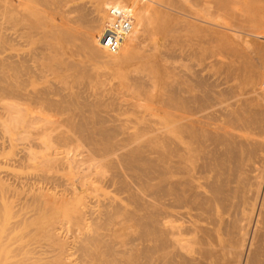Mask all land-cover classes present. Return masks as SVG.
<instances>
[{
    "label": "bare ground",
    "instance_id": "1",
    "mask_svg": "<svg viewBox=\"0 0 264 264\" xmlns=\"http://www.w3.org/2000/svg\"><path fill=\"white\" fill-rule=\"evenodd\" d=\"M70 1L0 0V264H264V0Z\"/></svg>",
    "mask_w": 264,
    "mask_h": 264
},
{
    "label": "rangeland",
    "instance_id": "2",
    "mask_svg": "<svg viewBox=\"0 0 264 264\" xmlns=\"http://www.w3.org/2000/svg\"><path fill=\"white\" fill-rule=\"evenodd\" d=\"M75 1V0H74ZM74 1H70V3H69V5H71V4H73L74 5ZM85 1H87V0H85ZM89 2H90V4L91 3H93V5L95 6V8L97 7L98 9H103V11H106L107 12V9H108V6H106L107 4L106 3H110L112 0H110V2H108V0H88ZM107 1V2H106ZM114 1V0H113ZM111 2V5H112V3H117V2ZM117 1V0H116ZM120 0H118V2H119ZM124 1V0H123ZM121 2L120 3V5H122L123 6V3L124 2ZM76 2V1H75ZM77 2H79V0L77 1ZM76 2V3H77ZM106 2V3H105ZM76 3H75V5H76ZM105 5V6H104ZM110 6V5H109ZM118 6H119V3H118ZM105 7H106V9H105ZM72 9V8H71ZM70 9V10H71ZM105 9V10H104ZM75 9L73 8V11H74ZM70 11L69 12V17H71V19H72V17H74L75 18V16L76 15H78V13H77V10L76 11ZM138 12H140V13H138ZM142 11H136V13H138V14H134V12L132 13V15L131 16H133V17H131V19L133 20L132 21V23L134 22L135 24H140V23H142V21L141 20H145L146 18H147V16L145 15V14H151V15H154V13H151V12H148L147 13V11H144V13L142 12ZM146 12V13H145ZM170 12V11H169ZM77 13V14H76ZM171 13H173V12H171ZM107 14V13H106ZM105 13H104V17H105V15H106ZM142 14H144L143 16H145V19L143 18V16H142V18L143 19H140L141 17V15ZM148 14V16H150ZM140 15V16H139ZM158 14H156V16H157ZM135 16V17H134ZM156 16L154 17V18H152L153 16H150L152 19L151 20H148L149 18H147L146 20L148 21V24H149V21H150V25H148V27H147V29L148 30H146V32H144L143 31V33H144V35L146 34L147 36H149L150 37V39H152V41H155V42H157L156 44L158 45H156L155 44V42H154V44H155V47L157 46V47H159V45H160V43L163 41V39L166 37L167 38V35H166V31L168 30V28H169V26H168V24L167 23H165L164 22V20L163 19H161L162 21H160V19L159 18H156ZM137 17H140V18H137ZM157 17H161L160 15L159 16H157ZM73 18V19H74ZM106 18V20L108 19V16H106L105 17ZM158 19V20H156V19ZM155 19V22H153L152 24H151V22H152V20H154ZM170 25V24H169ZM172 25V24H171ZM102 28V27H101ZM165 38V39H166ZM159 43V44H158ZM106 48H104V50H105ZM156 49V48H155ZM158 50V49H157ZM157 50H155L156 52H157ZM126 51V50H125ZM154 51V53L156 54V52ZM105 52H107V54L109 53V54H111L112 53V51H109L108 52V50L107 51H105ZM128 52H131V51H129L128 50ZM114 53H117L116 51L115 52H113V54ZM119 53H120V51H119ZM127 54H129V53H127ZM79 55V56H78ZM77 56H74V58H75V60H77V61H79V62H81V63H87L88 61L86 60L87 59V56L86 55H84V54H78ZM121 55H123V54H121ZM154 55V54H153ZM155 57V56H154ZM155 60V59H154ZM157 60H155V61H153V62H156ZM127 64H128V62H127ZM163 64V63H162ZM160 65V66H162V67H164L163 65ZM159 67V66H158ZM161 67V68H162ZM107 68H108V70H109V74H110V72H112L111 74L113 75L111 78L109 77V76H111V74L110 75H108V77L110 78V80H108V78H107V80L108 81H115V80H117V75L116 74H113L114 72L112 71V69H115L116 68V66L114 65V64H108L107 65ZM123 66H120V69L123 71ZM113 78V79H112ZM163 80H166L165 78L163 79ZM108 84V83H107ZM159 94L160 93H155V94H152L151 96H148L143 102H145V103H150V104H153V105H157V104H159V98H160V96H159ZM8 167V166H7ZM7 167H4V169L3 170H5V169H7ZM9 168V167H8ZM12 168V167H11ZM10 170V169H9ZM14 169H11L10 171H12V172H14L13 171ZM7 171V170H6ZM36 170L34 169V168H31V169H26V170H23L22 172H21V174L22 175H25L26 173H28V175H30V176H32V174H33V176H35V172ZM43 171H45V170H43ZM23 172H25V174L23 173ZM48 174H47V173ZM54 172V171H53ZM45 173L47 174V176H49V175H51L52 174V171H45ZM45 173H43L44 175L43 176H45L46 174ZM55 173V172H54ZM37 174V173H36ZM56 174V173H55ZM52 175H54V174H52ZM51 175V176H52ZM50 177V176H49ZM61 179V178H60ZM59 179V180H60ZM59 180H57L56 182L54 181V180H50V182H51V184L53 185V183L52 182H54V185H55V183H59V184H56L55 185V187H52V188H50L51 187V185H50V182L48 181V183H46V184H48L47 186H50L49 188V190H54L55 188L57 189V190H62V189H64V187H65V184H70V183H72L71 182V180H70V177L67 175L66 176V180H65V184L64 183H62V181H59ZM59 181V182H58ZM62 184H63V186H62ZM100 184V183H99ZM98 184V186L100 187V185ZM102 184V183H101ZM104 184V183H103ZM102 184V185H103ZM58 185V186H57ZM61 185V186H60ZM59 186L61 187V188H59ZM58 187V188H57ZM54 188V189H53ZM106 188V187H105ZM106 189H108L109 190V188H106ZM106 189L102 192V194H105L106 192L108 193L109 191H106ZM99 191H101V190H99ZM101 193V192H100ZM72 202L71 201H69V202H65L64 204H61V205H59L58 207H57V212L59 211V213H72L71 212V208H72Z\"/></svg>",
    "mask_w": 264,
    "mask_h": 264
},
{
    "label": "built area",
    "instance_id": "3",
    "mask_svg": "<svg viewBox=\"0 0 264 264\" xmlns=\"http://www.w3.org/2000/svg\"><path fill=\"white\" fill-rule=\"evenodd\" d=\"M132 11L130 8L109 7L108 16L118 21L116 27H105L98 39L101 44L109 51H116L122 45L128 30L131 26Z\"/></svg>",
    "mask_w": 264,
    "mask_h": 264
}]
</instances>
